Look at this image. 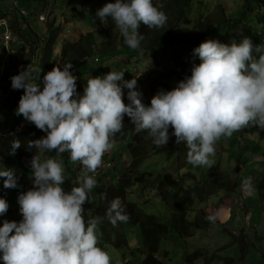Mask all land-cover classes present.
<instances>
[{"label": "clouds", "instance_id": "clouds-1", "mask_svg": "<svg viewBox=\"0 0 264 264\" xmlns=\"http://www.w3.org/2000/svg\"><path fill=\"white\" fill-rule=\"evenodd\" d=\"M162 7L153 0H115L98 10L96 16L104 25L111 18L124 43L143 54L141 25L149 29L164 27L168 17ZM43 16L46 23L45 11ZM2 30L0 42L7 49ZM193 57L200 63H193L191 76L171 91H159L150 106L142 102L143 95L136 90L137 79L129 81L125 71L88 79L83 96L77 92L78 77L70 71L72 63L65 64L63 70L56 66L47 72L42 90L31 76L39 69L29 66L11 77V88L24 90L15 114L46 133L30 141L28 147L44 153H69L70 162L81 164L82 170L75 181L78 186L65 190L63 159L49 156L42 160L39 154L32 158L33 188L18 197L23 220H5L0 227L4 264H112L110 254L99 246L102 233L98 226L104 218L96 216L86 221L83 205L90 203V193L97 187L95 174L103 167L105 154L116 147L125 116L137 133L146 132L152 138L156 148L168 144L169 130L174 129L171 135L176 143L186 145L187 162L209 169L215 164L212 157L222 137L231 138L248 127L264 130V43L255 45L249 37L230 45L207 40L194 49ZM125 88L129 90L128 104L124 102ZM20 147L19 140L13 141L10 154L15 155ZM0 178H6L5 188L18 187L14 169L0 166ZM183 183L194 187L193 182ZM241 189L253 194L252 177L242 180ZM102 198L107 199V193ZM8 209V202L0 198V216ZM106 218L113 226L129 222L130 214L121 197L111 199ZM209 219L214 221L215 217Z\"/></svg>", "mask_w": 264, "mask_h": 264}, {"label": "rangeland", "instance_id": "rangeland-1", "mask_svg": "<svg viewBox=\"0 0 264 264\" xmlns=\"http://www.w3.org/2000/svg\"><path fill=\"white\" fill-rule=\"evenodd\" d=\"M15 1L18 6H15ZM109 0H0V23L1 29L5 34L11 35V41L7 45V49L0 42V80L7 75L6 72H11L18 75L20 70L26 71L30 66L32 69L41 70L40 61L37 57H29V48L32 42L41 44V41L48 40L53 37L58 28H60V35L55 38L54 42V62H59L61 55V48L63 43H74L81 33H87L90 30H95L97 25L101 23V30L98 34L99 44L102 42H113L116 44V49L119 50L118 30L111 22L104 25L96 16L98 10L102 9ZM40 6V7H39ZM45 8V15L48 17L46 23L42 16H40L41 8ZM82 11L85 18L81 19L77 12ZM22 11L27 12V16L22 15ZM51 11V12H50ZM187 15L191 18L194 24L198 17L203 15L204 18L210 17L211 22L214 23L213 29H216L214 40L221 43L231 44L232 42L239 43L244 37H249L255 45L264 43V0H193L191 8L188 9ZM8 18V19H7ZM238 18V24L230 20ZM223 20H227L223 24ZM55 21V23H53ZM230 22L232 25L230 26ZM13 27L10 28L11 25ZM19 26V30L17 27ZM192 27V25L190 26ZM190 27H179L178 31H184ZM239 28L243 31V37H236L231 32V29ZM0 29V30H1ZM12 29V30H11ZM1 31V32H2ZM213 31V30H212ZM214 37V35H213ZM14 43L11 48L10 45ZM103 44H101L102 46ZM103 47L105 49H112L111 45ZM10 48V49H9ZM95 58L88 61H83L77 65L72 72L78 77L77 92L83 96L84 89L87 85V80L95 77L105 76L100 71L107 66L111 60L108 59L110 55H103L101 63L96 62ZM107 57V58H106ZM184 63L166 61L163 68H156L153 60H137L131 63H126L124 56L114 58L116 65L111 71L124 72L129 81L137 79V91L143 93L146 97L152 96L154 87L160 83L164 84V79L158 78L157 75H148L151 69L156 68L158 72L170 75L166 80L169 81L171 90H173L179 82L186 77L191 76L190 66L186 65L196 60L193 57V51L183 54ZM36 58V59H35ZM199 60V59H198ZM101 69V70H102ZM6 71V72H4ZM159 73V72H158ZM32 80L36 84H41L43 81V70L33 71L31 73ZM125 76V75H124ZM125 80V79H124ZM1 82V81H0ZM11 84L5 83L4 86L9 87ZM12 89V88H10ZM42 90V89H41ZM128 89H124V102L130 103L127 99ZM24 94V93H23ZM153 98V97H152ZM17 110V109H16ZM15 110V113H16ZM6 111V108L0 109V115ZM15 117L12 119L15 122ZM251 130V131H250ZM130 131V130H129ZM174 130H169L172 134ZM131 133V131H130ZM259 127H248L238 133H234L231 138H221L217 142V146L225 148L226 152H216L212 157L215 160L214 166L209 169L207 167H195L187 162L182 154L181 162H185V166L179 167L178 159L174 155V151H169L167 146L155 148L150 158H148L141 169L144 172L159 174L168 172L175 176V180L180 177L184 182H193L192 185L199 184L202 187V193L206 195L208 188H215L216 193L207 201H200L202 195L197 188L193 189L194 201L192 210L189 212L188 220L194 222L198 219L200 212H206L208 206L213 203H221L222 199L228 198L225 190L229 185H232L237 190L236 184L231 180L221 184L223 179H220V174L216 172V166H220L224 171L230 172L235 181H239V173L247 175L250 172L257 173L258 170H264V143L261 145L260 153H263L259 159V151L255 148L250 149L244 156L243 153L237 152L230 154V144L238 147L247 145L248 141H253L252 137L259 142ZM243 134V139L241 135ZM46 133L34 137V140L45 137ZM264 140V132H262ZM131 139V134L128 135L127 140L118 142L116 147L103 157L104 164L98 170L106 171L109 164L113 163L114 167L109 170L110 175L114 176L111 182H117V176L124 173L125 169L131 164V154L128 150L127 143ZM254 145V144H253ZM169 152V153H168ZM41 159L49 156H54L57 159H63L66 167V178L75 177L74 173H81L79 163L70 162V154H57L53 152H41ZM242 161V165L239 162ZM0 166L6 169H14L18 180V187L5 188L4 180L0 178V198L5 199L9 204V209L6 214L0 216V227L3 226L5 220L9 222L20 223L23 220L20 213V205L18 197L20 194L30 190L32 185V169L31 166L12 165ZM107 167V168H106ZM191 167V170L189 168ZM79 170V171H78ZM91 175V174H90ZM96 178V177H95ZM197 178V179H194ZM200 181V182H198ZM207 187V188H206ZM240 190L241 187H238ZM240 192V191H239ZM234 195L237 196V191ZM92 199L97 201V194L92 192ZM131 200L139 205L141 210L146 215L157 217L161 222L169 225L170 230L165 236L159 246L158 258L164 264H264V220L261 214L254 216L256 209L264 211V198L258 197L256 201H249L246 199V208L239 210L237 208H230L224 204L220 205V210L226 212V216L208 215L205 216V225L199 228H191L190 236L181 238L180 235L172 226L171 210L163 200L156 195V193H142L140 187L131 195ZM209 217H215L212 221ZM209 219L210 224L206 221ZM262 222V223H261ZM129 238V246L122 249L109 248L108 253L112 257V264H144L145 260V242L143 237V229L141 224L131 227H126ZM202 253L201 257H195L196 261L191 263L187 256L194 253ZM196 256V255H194ZM0 264H4L2 260V253H0Z\"/></svg>", "mask_w": 264, "mask_h": 264}, {"label": "trees", "instance_id": "trees-1", "mask_svg": "<svg viewBox=\"0 0 264 264\" xmlns=\"http://www.w3.org/2000/svg\"><path fill=\"white\" fill-rule=\"evenodd\" d=\"M193 0H153V3L157 6L163 5L162 11L168 17L167 23L162 28L149 29L145 25H141L140 32L144 35L145 39L141 43V48L143 49V54L139 50H133L129 48L124 43V37L120 34L119 29L115 27L114 21L109 18V22L118 30L117 35L119 38V47L116 49V44L111 42H98V34L101 30V23L97 25L95 30H90L87 33H81L74 43H63L61 48V55L59 62H54V42L55 38L60 35V28L57 29L55 35L48 40L41 41V44L37 42H32L29 48V57H37L40 61L41 70L43 74L46 75L47 72L51 71L54 67H61L67 63H72L73 68L70 71H74L77 65L83 61H88L91 58L98 56V63L103 62V55H110L108 59L111 61L107 63V66L100 71L107 75L111 72V69L116 65L114 58L124 56L126 63H131L135 59L141 61L145 59L153 60L156 68H163L166 61L172 62H182L185 64V60L182 57L183 54L187 52L194 51L202 42L207 40H214L216 29L214 28V23L211 22L210 17L204 18L203 15L197 18V21L193 24L191 18L188 17L187 11L191 8ZM108 3H115V0H109ZM77 15L81 18H85V14L82 11H77ZM51 12V11H50ZM238 18L230 20L235 22ZM227 20H223L224 22ZM229 23L231 26L232 24ZM55 23V21H53ZM238 24V21H236ZM192 27L186 28L184 31H178L179 27ZM11 25V27H13ZM18 30L19 26L17 24ZM231 29V28H230ZM213 30V31H212ZM231 32L236 37H243L242 30L236 28L231 29ZM214 35V37H213ZM111 45L112 49H105L103 47ZM107 58V57H106ZM193 63L199 64L200 61L198 57L195 61L186 64L193 67ZM151 69L148 75H157L158 78L164 79V84L160 83L154 87L152 91V96L146 97L143 93V103L146 106H150L151 99L159 91H171V86L169 81L166 79L170 75ZM24 70H20L19 73ZM18 73V74H19ZM15 74L9 72L0 81V109L6 108V111L0 115V163L4 166L12 165H22L31 166L32 158L41 152L36 148H29L28 144L30 141H35L34 137L43 133V131L37 129L34 124L29 123L24 119L23 116H17L15 110L18 108L19 100L24 93L23 89L13 90L9 87L4 86L5 83L11 84V77ZM183 81V80H182ZM41 89H43V81L41 83ZM15 117V122L12 119ZM125 127L122 134H117L116 141H125L128 135L131 134V139L128 141L127 146L131 154V164L128 166L124 173L118 175L117 182H111L114 176L110 175L109 170L114 167L113 163L106 171H97L95 176L97 180V187L92 190L97 194V201L94 202L92 199V192L90 193V203H85L83 205L85 209V220L91 219L96 216L103 217V222L98 226V232L102 233L100 238L99 246L108 252L109 248L122 249L123 247L129 246V238L127 235L126 227L131 225V227L137 224L142 225L143 237L145 242V260L144 264H164L157 256L159 252V246L161 240L168 235L170 227L169 225L161 222L157 217L152 215H146L139 205L131 200V195L136 192V189L140 187L142 193H156L165 204L171 210V222L173 228L180 235L181 238H186L190 236L191 228H199L206 224L204 218L205 212H200L198 219L194 222L188 220L189 212L192 210L193 206V189L197 188L202 193V187L199 184L194 185L193 188L185 187L182 178L175 180V176L168 172H162L157 175L142 171L141 167L144 162L150 158V156L155 153V146L152 143V138L147 136L146 132L137 133L132 125L129 117L124 118ZM131 133H130V131ZM170 130H174L171 129ZM19 140L21 147L16 150L15 155H11V145L13 141ZM169 151H174V155L178 159L179 167L185 166V162H181L182 154L184 158H187V148L183 143L177 144L174 135L170 134V140L166 145ZM169 153V152H168ZM191 170V167L189 168ZM79 171V170H78ZM75 177H67L65 181V190H70L71 187L78 186L75 181L80 175L73 172ZM230 182V181H228ZM225 183V180H224ZM223 183V184H224ZM33 188V177L32 185ZM207 188V187H206ZM227 193H231L234 190L232 185H229L226 189ZM107 193V199L102 198V194ZM206 197L202 193L199 200H207V198L216 194L214 188H208L206 191ZM121 197L127 206V212L130 214V220L127 223H118L117 226H113L106 218V210L109 203L114 197ZM206 221L210 224L209 219ZM196 255V256H194ZM202 253H194L187 256L191 263L196 261L195 257L199 259Z\"/></svg>", "mask_w": 264, "mask_h": 264}, {"label": "crops", "instance_id": "crops-1", "mask_svg": "<svg viewBox=\"0 0 264 264\" xmlns=\"http://www.w3.org/2000/svg\"><path fill=\"white\" fill-rule=\"evenodd\" d=\"M40 7V6H39ZM44 6L43 8H41V12L40 14L43 16L44 14ZM243 33V32H242ZM4 45V44H3ZM260 130V133H259V142L257 143L256 142V138L252 137L253 141H248L247 145H243L242 147H236L234 145H231L230 144V154H234V153H237V152H240V153H243V151L245 152L244 156L246 155V153H248L250 151V149H253L255 148L256 150L259 151V159H263V157H261V155L263 153H260V149L261 148V145H263L264 143V140L262 138V132H264V130ZM251 131V130H250ZM238 133V132H237ZM243 134L241 135V138L243 139ZM254 144V145H253ZM216 152H221L224 153L226 152V149L225 148H220L219 146L216 147ZM242 161L239 162V165L241 166L242 165ZM216 172H218L221 176V178H223V180H228V181H231L233 180V182L236 184L237 186V190L236 188H234V190L229 194L227 193L228 195V198H225V199H222L221 203H218L216 205V203H213L212 206H208L207 207V211H206V214L207 215H214L216 217L218 216H221V218H224L226 216V212L223 211V210H220V205L221 204H224L225 206H228L232 209L234 208H237V209H241V210H244L246 208V199H248L249 201H256L258 199L259 196H261L262 198H264V170H258L257 169V173L255 172H250L248 173L247 175H241L239 173V181H235L230 172H227V171H224L223 169L220 168V166H216ZM252 177L253 179V186H254V189L255 191L253 192V194L251 195H248V194H245L242 189H238V187H241V184H242V180L246 177ZM237 191V196L238 197H235L234 195H236ZM240 191V192H239ZM218 194V192L216 193ZM215 194V195H216ZM213 196V195H212ZM209 198H207V200H209ZM205 200V201H207ZM203 201V200H202ZM257 214H261L262 217H263V220H264V211L262 212L260 209H256L255 212H254V216L257 215ZM262 223V222H261Z\"/></svg>", "mask_w": 264, "mask_h": 264}, {"label": "built area", "instance_id": "built-area-1", "mask_svg": "<svg viewBox=\"0 0 264 264\" xmlns=\"http://www.w3.org/2000/svg\"><path fill=\"white\" fill-rule=\"evenodd\" d=\"M21 13H22V15L27 16V13L25 11H22ZM42 18L45 20V17L44 16H42ZM10 41H11V35L5 34L4 35V42H5V44L8 45ZM108 166L110 168L111 164H109Z\"/></svg>", "mask_w": 264, "mask_h": 264}]
</instances>
